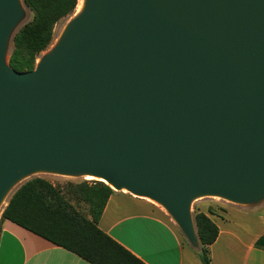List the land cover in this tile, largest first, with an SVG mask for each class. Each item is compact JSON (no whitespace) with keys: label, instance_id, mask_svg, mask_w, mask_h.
Here are the masks:
<instances>
[{"label":"water","instance_id":"95a60500","mask_svg":"<svg viewBox=\"0 0 264 264\" xmlns=\"http://www.w3.org/2000/svg\"><path fill=\"white\" fill-rule=\"evenodd\" d=\"M26 8L0 0V211L32 176H91L197 246L195 200H264V0H84L18 71Z\"/></svg>","mask_w":264,"mask_h":264},{"label":"trees","instance_id":"16d2710c","mask_svg":"<svg viewBox=\"0 0 264 264\" xmlns=\"http://www.w3.org/2000/svg\"><path fill=\"white\" fill-rule=\"evenodd\" d=\"M32 17L15 32L10 65L18 71L34 69L37 59L54 40L56 24L71 16L79 0H24ZM116 192L96 179L55 183L36 175L22 182L0 215L66 248L93 264H147L99 227L110 196ZM212 211V209H210ZM199 244L193 246L204 264H212L210 245L218 225L195 211Z\"/></svg>","mask_w":264,"mask_h":264},{"label":"crops","instance_id":"0c3cea01","mask_svg":"<svg viewBox=\"0 0 264 264\" xmlns=\"http://www.w3.org/2000/svg\"><path fill=\"white\" fill-rule=\"evenodd\" d=\"M193 209L219 227L210 245L212 264H264V200L252 205L199 200ZM99 227L147 264H204L167 211L147 198L114 192ZM0 264L93 263L5 219L0 226Z\"/></svg>","mask_w":264,"mask_h":264},{"label":"rangeland","instance_id":"374dc122","mask_svg":"<svg viewBox=\"0 0 264 264\" xmlns=\"http://www.w3.org/2000/svg\"><path fill=\"white\" fill-rule=\"evenodd\" d=\"M26 10H27V14H26V16H25V18H24V20L21 22V24L19 25V27L20 26H22L23 24H25L27 21H29L30 19H31V17H32V13H31V11L28 9V8H26ZM75 14H76V10H75V12H74ZM72 14L71 16H69V17H65V18H63L62 20H60L57 24H56V26H55V32H54V40H53V42H52V44L46 49V50H44L42 53H41V55L39 56V58L46 52V51H48L54 44H55V42H56V40L58 39V37L60 36V34L62 33V31H63V29H64V27H65V25L68 23V21L75 15V14ZM11 50H12V45H10V49H9V51L11 52ZM39 58L37 59V62H38V60H39ZM36 62V63H37ZM40 176H44V177H46V178H48V179H50L51 181H53V182H55V183H60V184H64V183H66L67 181H74V182H77V181H81V180H83V179H86V178H84V177H70V176H62V175H56V174H47V173H42V174H39ZM20 185V184H19ZM18 185V186H19ZM13 193V192H12ZM12 193L10 194V196L12 195ZM9 196V197H10ZM9 197L6 199L7 201H8V199H9ZM218 197H204V198H200V199H197V200H195L194 201V203L195 202H197V201H199V200H205V201H209V202H220V203H225L226 202V200H224V199H221V198H218ZM6 201V202H7ZM227 202H229V201H227ZM6 204V203H5ZM5 204L3 205V207L5 206ZM2 210V209H1ZM1 212L2 211H0V215H1ZM194 212H195V210L193 209V214H194Z\"/></svg>","mask_w":264,"mask_h":264},{"label":"bare ground","instance_id":"6f19581e","mask_svg":"<svg viewBox=\"0 0 264 264\" xmlns=\"http://www.w3.org/2000/svg\"><path fill=\"white\" fill-rule=\"evenodd\" d=\"M83 4H84V0H79V4H78V6H77V8H76V14L77 13H79L80 11H81V9H82V7H83ZM75 14V13H74ZM87 179H93V177H91V176H87L86 177ZM123 191H127V190H123ZM10 196V195H9ZM148 199V198H147ZM218 199V198H217ZM150 200V199H149ZM7 201V200H6Z\"/></svg>","mask_w":264,"mask_h":264}]
</instances>
